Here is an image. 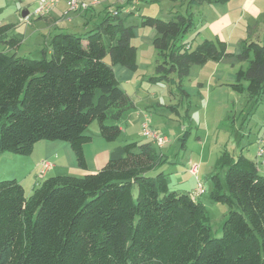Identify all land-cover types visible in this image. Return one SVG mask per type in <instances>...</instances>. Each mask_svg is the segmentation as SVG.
I'll return each mask as SVG.
<instances>
[{"label":"trees","instance_id":"16d2710c","mask_svg":"<svg viewBox=\"0 0 264 264\" xmlns=\"http://www.w3.org/2000/svg\"><path fill=\"white\" fill-rule=\"evenodd\" d=\"M130 1L86 33H55L41 59L18 55L20 42L6 40L15 52L0 51V153L31 155L37 142L61 140L86 170L84 146L93 139L86 131L93 122L106 141L119 139L117 122L135 102L114 65L139 69L132 43L137 25L127 23L134 13L122 15ZM184 1L186 14L169 20L142 15L140 22L156 31L158 59L149 81L183 92L192 66L233 56L220 39H204L195 48L186 41L197 29L195 7L229 0ZM13 27L0 25V40ZM236 56L246 65L229 85L261 99L264 42L245 40ZM167 158L152 141H133L115 147L97 172L45 176L29 195L17 179L0 180V264H264L259 162L242 153L230 156L223 160L225 183L211 176L212 199L229 206L222 236L215 237L198 197L171 190L165 171L151 174Z\"/></svg>","mask_w":264,"mask_h":264},{"label":"rangeland","instance_id":"374dc122","mask_svg":"<svg viewBox=\"0 0 264 264\" xmlns=\"http://www.w3.org/2000/svg\"><path fill=\"white\" fill-rule=\"evenodd\" d=\"M258 3L264 10V0ZM27 4H29L27 8L33 14L36 7L39 6V0H0V23L9 22L8 17L14 13H17L16 15L22 23V26L14 29L3 40H0V51L15 52V49L11 48L6 40L16 39L20 42V56L41 59L43 57L42 51L34 44L36 34L30 35L29 29H25L30 28L29 16L25 18L22 16L23 8L16 10V8ZM203 4V6L195 7L198 12L196 16L198 20L197 29L192 35H188L186 40L192 42L193 48L203 38L201 35L209 38L214 37L215 32H218L217 30L220 28L214 24L218 11L216 5L209 2ZM115 5H117L116 2L113 7ZM129 10L133 11L134 14L129 15L127 23L137 25L136 35L132 43L138 49V63L142 66L141 71L135 72L120 64L121 68L127 72L129 79H123L121 71L115 68L116 74L121 80V87L127 91L136 104L117 122L126 127L125 132H122L119 137L118 143L123 145L133 141L146 142L150 140L142 134L144 123H148L160 131L162 135H166L167 141L162 146L163 148L159 149V146L157 148L167 154L168 160L153 170L151 174L155 175L159 171H165L169 177L171 190L189 194L193 198H197L195 190L198 183L201 182L206 192L197 199H200L206 206L213 236L220 237L229 206L212 199L214 181L211 176L217 174L225 183L223 160L230 156H238L242 153L256 159L259 148L256 138L264 137V95L261 99H256L250 95L247 89L239 92L230 85H217L215 78L207 76L210 75L211 63L207 65L206 69H202L201 65L192 66L193 69L190 70V74L184 80V92L176 85L149 81V77L153 75L152 69L147 70L148 68L145 69L144 67L145 64L156 66L158 53L152 42H149L156 31L151 27H142L140 25L141 16L149 15L169 20L177 12L186 14L187 2L184 0H159L149 3L138 0V3L130 4ZM80 12L84 11L71 13ZM122 15L126 16V12L123 11ZM234 17L236 22L238 17L236 15ZM259 24L260 28L256 33L261 36L260 39H263L264 17ZM242 25L238 21L232 25L233 27L227 28L226 33L230 35L231 42L237 43L240 33L244 30ZM200 33L202 34L200 35ZM258 42L264 41L258 40ZM106 61L110 63V58L107 57ZM201 70L203 71L201 72ZM204 79L208 81L205 80V86L201 88L199 82H203ZM242 84L247 86L246 81H243ZM199 89H201V93L198 92ZM147 105L149 106L145 107ZM142 110H147L148 118H145ZM113 122L109 121V123ZM86 133L92 137L98 136L100 140L106 142L100 137L97 121L88 127ZM185 134H187L186 140L183 139ZM7 156H16L19 159L16 160L14 157ZM24 156L29 155L10 152L0 153V180H5L1 178L4 175H17L6 179L23 180V175L27 172V169L24 170V163L26 162H24V158L27 157ZM261 169L264 172V166ZM191 170H198V172L194 174ZM69 172V167L66 170L58 171V173ZM40 176L38 174L39 178H43ZM33 178L35 179L34 175ZM33 178L31 175L28 176L27 181L25 180L27 195L32 193Z\"/></svg>","mask_w":264,"mask_h":264},{"label":"crops","instance_id":"0c3cea01","mask_svg":"<svg viewBox=\"0 0 264 264\" xmlns=\"http://www.w3.org/2000/svg\"><path fill=\"white\" fill-rule=\"evenodd\" d=\"M126 1L127 0H88L90 4L88 10L84 12H80V13H71L69 15H66L67 5L65 1L63 0H60L57 3L51 5L47 11L42 12V13L39 12L38 7H36L33 14H31V12L29 11V8H27L29 4L24 5L22 7H18L16 8V10H21L23 8V11L28 12L26 16H24L22 12V16L24 18L29 16L28 24L30 25V28L27 27L25 29H29L30 35L34 33L36 34L34 44L37 45L40 50H42L43 48L48 47L50 39L55 33L59 31H67V32H72V33H86L94 29L96 25L102 20L104 15L108 11L112 10V7L115 4V2L117 3V5H121L125 3ZM260 1L261 0H229L227 3H224V4L212 3V4H215L218 9L217 15H216L217 18L214 24H216L220 28H218L217 30L218 32H215L216 35L214 37L213 36H211L210 38L205 37L201 35L202 33H200V35L205 39H212V40L220 39L222 41H225L227 43L228 51L233 54V56L223 58L217 62L209 61L205 65H202V66L199 65L200 67H202V69H206V67H208L207 65L211 63L212 66L209 67L210 75H207V76H209L210 78H215V83L217 85H229L230 83L235 82L237 69L240 66L246 65L244 62H240L236 56L241 51V43L243 41L245 40L264 41V34L262 37L263 39H260L261 36L257 35L256 33V31H259V28H260L259 23L264 17V10H262L263 7L259 6V3H258ZM135 3H138V0L130 1L128 7L125 9L126 15L128 14V12H130L129 10L130 4H135ZM16 14L17 13H14L8 17L10 20L9 22L0 23V25L7 24V23L14 25V27L7 33V36L14 29L18 28L19 26H22L21 20L20 18H18ZM234 15L238 17L236 22L238 21L241 22V24H243L242 26L244 27V30H242V32L240 33L241 35L238 38L237 43L231 42L230 35H227L226 33L227 28L231 27L232 25L236 23L234 21L235 20ZM4 20H7V19L4 18ZM127 22H128V19H127ZM136 30L137 28L135 29V31ZM154 36L155 34L153 35L152 39H149V42L153 41ZM203 38L201 39L199 43L203 41ZM4 52H7V51H4ZM16 52L18 53V55H20L19 53L20 47L19 49H17ZM141 66L142 65L139 64V69L136 72L141 71L140 70ZM115 68L121 71V77L123 79H129L127 72L123 70V68H121L120 64L114 65V70H116ZM144 68L145 69L148 68L147 70L152 69V72H153L152 74H154L155 66L153 67V65L145 64ZM191 69H193V67ZM202 71L203 70H201V72ZM144 76H147V75H144ZM117 78L121 82L118 76ZM205 80L208 81L207 79H204L203 82H199V86L201 88L205 86ZM200 90L201 89L198 90L199 93H201ZM148 106L149 105L145 107H148ZM141 112L144 114L145 118H148L149 115L147 114V110L145 111L142 110ZM120 126L123 132H125L126 127H123L122 125ZM261 138H264V137L256 138V143L258 147H259V139ZM118 140L119 139H117L114 142H108V141L103 142V140H100L98 136L93 137L92 141L87 143L84 146L85 156H86L87 164H88V168L86 170H83L79 167L75 153L71 145L68 142L61 141V140L39 141L35 144L32 154L29 156H24V157H27V158H24V162L25 161L26 162L25 163L23 162L24 170L27 169V172L25 175H23V180H20L19 178L18 179L20 180L22 185L26 188V181H27L28 176L32 175V178H33V175H34L35 179L33 178L34 179V184L32 187V191H33V188L37 186L44 179V178H39L38 174L40 172L39 170L40 163L45 159L51 161L53 164V167L48 172V174L52 173V174H57V175H72V176L80 177L88 173H95L105 165L113 149L121 145V143H118ZM148 141H151V140H148ZM155 146L158 147L157 144H155ZM158 148L162 149L163 147L161 148L158 147ZM161 152L167 156L165 152L163 151ZM7 157H12V158L14 157L16 160L19 159L16 156H7ZM254 160L259 162V159L257 158V154H256V159ZM67 167H69V170H70L69 173H58V171L66 170ZM260 170L262 172L261 167H260ZM57 175H52V176H57ZM15 176L17 175H4L1 178L6 179V178L15 177ZM47 177H50V175H48Z\"/></svg>","mask_w":264,"mask_h":264},{"label":"built area","instance_id":"2783aa9c","mask_svg":"<svg viewBox=\"0 0 264 264\" xmlns=\"http://www.w3.org/2000/svg\"><path fill=\"white\" fill-rule=\"evenodd\" d=\"M60 0H39L38 11L45 12L51 5L57 3ZM67 5L66 14L71 12L85 11L89 8V2L87 0H63ZM187 48H191V44L187 45ZM142 134L149 138L152 142H155L159 147L164 146L167 141V137L162 135L160 131L151 127L148 123L143 124ZM257 158L259 159L260 167L264 166V138L259 139V148L257 152ZM53 164L51 161L45 159L40 163L39 174L45 177L52 169ZM192 173L197 174L198 170H191ZM206 192L204 185L199 182L195 190V196L200 197Z\"/></svg>","mask_w":264,"mask_h":264},{"label":"water","instance_id":"95a60500","mask_svg":"<svg viewBox=\"0 0 264 264\" xmlns=\"http://www.w3.org/2000/svg\"><path fill=\"white\" fill-rule=\"evenodd\" d=\"M27 13H28L27 11H23V15H24V16H26V15H27Z\"/></svg>","mask_w":264,"mask_h":264}]
</instances>
